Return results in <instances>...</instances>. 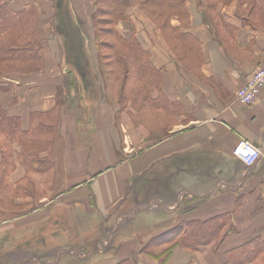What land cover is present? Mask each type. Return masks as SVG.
Instances as JSON below:
<instances>
[{"label": "crops", "instance_id": "crops-1", "mask_svg": "<svg viewBox=\"0 0 264 264\" xmlns=\"http://www.w3.org/2000/svg\"><path fill=\"white\" fill-rule=\"evenodd\" d=\"M56 1L7 0L15 11L34 6L46 41L39 69L0 75V85H15L13 94L0 91V104L20 119L23 130L33 113L54 112L58 119L56 133L45 137L38 153L51 160L44 174L51 187L40 197L9 198L16 211L0 206V235L16 226L19 216L36 220L48 215L52 204H73L90 212L95 207L105 216L109 252L99 251L94 264L123 259L133 264H264V87L250 103L235 98L264 61L263 28L237 16L236 0L219 3L210 23L202 19L206 0H186V25L176 17L170 20L195 42L194 49L178 43L191 56L184 64L138 2L127 0L132 30L119 21L118 32H133L153 66L164 71L158 88L135 100L131 89L139 80L132 73L124 84L114 74L105 77V70L114 69L119 77L120 66L103 62L96 49L95 0H69L73 29L85 38L83 69L65 56L64 38L56 33ZM123 86L129 94L121 102ZM142 119H149L148 125L140 124ZM242 140L260 151L251 166L233 155ZM13 161L4 182L23 185L28 177L39 182L40 176L28 175L16 156ZM213 218L226 221L228 233L220 242L194 250L173 245L164 262L141 252L160 232ZM92 250L85 255L89 263L97 252Z\"/></svg>", "mask_w": 264, "mask_h": 264}, {"label": "trees", "instance_id": "trees-1", "mask_svg": "<svg viewBox=\"0 0 264 264\" xmlns=\"http://www.w3.org/2000/svg\"><path fill=\"white\" fill-rule=\"evenodd\" d=\"M136 1L149 19L162 20L158 24V28L168 45H171L173 39L177 43L187 44L189 48L194 49L195 42L190 39L188 33H184L180 28L170 24L171 18L176 17L182 22V27L186 25L189 16L186 0ZM230 1L206 0L202 19L209 23L212 22L218 4H227ZM236 2L238 4L237 16L243 18L247 23H255L261 27L260 22L254 21V18L264 17V0H236ZM56 19V33L64 38V51L67 60L73 64H78L81 69L85 68L87 65V61L84 60L85 38L79 30L73 29V16L69 8V0L56 1ZM91 20L96 35V49L98 52L100 49L109 50L110 53L103 57L110 58V62L120 66L119 77L115 69L108 72L114 74L115 80L120 79L122 84L126 83L128 74L132 73L133 78L139 80V84L131 89L132 96L135 100L147 98L150 87L158 88L164 71L153 66L149 52L142 47L133 32L128 35H122L118 32L116 24L119 21L127 24L132 30L130 16L127 13V0H95ZM103 24L107 25L105 32L101 26ZM99 30L109 37L108 41L100 40V36L97 35ZM45 41L42 25L38 20L34 6H26L20 11H15L9 6L7 0H0V75L29 73L39 69L43 63ZM196 46L198 47V45ZM113 78L108 80L110 90L115 82ZM124 86L118 90L119 101L121 102L125 101L129 94ZM14 89L15 85L11 83L0 85V91L8 94H13ZM56 104L58 106L61 104L60 97L57 98ZM57 119L58 117L54 112L33 113L30 127L23 130L20 126V119L7 115L6 109L0 104V150L2 153L0 194L4 196L0 197V204L5 201L10 203L9 198L16 195L33 197L38 195L40 197L44 189L46 192L51 187V183L44 175L52 167L51 160L40 158L38 153L46 142L45 137H50L51 134L56 133ZM15 156L23 162L28 175L40 176L39 182L35 183L29 177V181L23 185L9 186L4 182L10 169L14 166L13 159ZM216 219L213 218L206 222H182V224L150 238L141 248V252L164 262L168 257L166 249H171L173 245L178 244L194 250L198 245L213 240L220 242L228 230L223 229L225 219L223 221ZM154 248H160V250L155 252L153 251ZM114 264H133V262L129 259H123Z\"/></svg>", "mask_w": 264, "mask_h": 264}, {"label": "rangeland", "instance_id": "rangeland-1", "mask_svg": "<svg viewBox=\"0 0 264 264\" xmlns=\"http://www.w3.org/2000/svg\"><path fill=\"white\" fill-rule=\"evenodd\" d=\"M255 20L260 22L261 27L264 28V17L254 18ZM150 21L157 28L158 24L162 22V20L155 21L152 19ZM101 26L105 32L107 25ZM104 32L99 30L97 35L100 36V40L108 41L109 37L105 36ZM164 41L167 44L166 40ZM74 45L76 44L74 43ZM80 47L83 48L81 45ZM168 48L182 63H190L191 56L182 49L176 40L172 39ZM100 52L102 57L110 53L106 49H100ZM102 59L106 64H110V58L103 57ZM111 68L113 70V67ZM105 71V77L111 78L113 74L108 72L110 70ZM150 117L151 122L158 121L152 116ZM148 120L142 119L140 124L148 125L150 121ZM79 128L83 129L84 126H79ZM153 129L155 130L151 129L152 132L158 131V127ZM0 206L8 208L9 211L18 209L7 201L1 202ZM48 212V215H40L36 220L19 216L16 226L0 235V264H94L99 256V251L109 252L106 250L109 245L106 241H108L110 231L105 230L107 226H103V222L106 224L105 216L96 211L95 207H91L90 212L86 211L83 206L52 204L49 206ZM98 242L101 246L97 245ZM83 243H88L91 248L88 246L79 247ZM91 249L97 252L89 263L87 262L88 257L86 258L85 255ZM163 249L162 251H164ZM157 250L159 248H154L153 251L156 252ZM166 250L170 254V249Z\"/></svg>", "mask_w": 264, "mask_h": 264}, {"label": "built area", "instance_id": "built-area-1", "mask_svg": "<svg viewBox=\"0 0 264 264\" xmlns=\"http://www.w3.org/2000/svg\"><path fill=\"white\" fill-rule=\"evenodd\" d=\"M264 87V61L248 78L235 94L239 103L252 102ZM260 154L259 149L251 142L242 140L233 149V155L247 166L255 163Z\"/></svg>", "mask_w": 264, "mask_h": 264}, {"label": "bare ground", "instance_id": "bare-ground-1", "mask_svg": "<svg viewBox=\"0 0 264 264\" xmlns=\"http://www.w3.org/2000/svg\"><path fill=\"white\" fill-rule=\"evenodd\" d=\"M178 250V249H177ZM177 252H180V251H177Z\"/></svg>", "mask_w": 264, "mask_h": 264}]
</instances>
